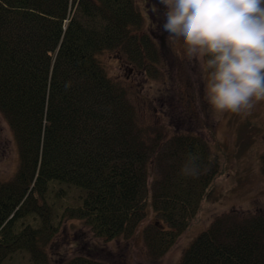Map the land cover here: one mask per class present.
Returning a JSON list of instances; mask_svg holds the SVG:
<instances>
[{"label":"trees","instance_id":"obj_1","mask_svg":"<svg viewBox=\"0 0 264 264\" xmlns=\"http://www.w3.org/2000/svg\"><path fill=\"white\" fill-rule=\"evenodd\" d=\"M143 26L134 0H0V114L18 150L0 182V264H111L94 246L130 238L149 209L167 226L144 235L161 256L199 212L217 156L195 134L141 122L130 74L111 78L99 60L113 52L151 74ZM68 221L82 244L54 252ZM179 264H264V216L217 217Z\"/></svg>","mask_w":264,"mask_h":264},{"label":"rangeland","instance_id":"obj_2","mask_svg":"<svg viewBox=\"0 0 264 264\" xmlns=\"http://www.w3.org/2000/svg\"><path fill=\"white\" fill-rule=\"evenodd\" d=\"M134 2L144 18L143 30L157 47L158 59L151 67V74L138 73L113 52L100 54L101 64L111 78L122 79L130 74L128 85L134 89L131 93L141 122L157 130L164 126L162 134L168 130L167 134L181 131L197 135L217 156L221 173L213 181L195 218L165 254L156 256L145 242L146 230L167 227L151 209L130 238L99 242L94 248L111 264H179L190 243L217 217L264 216V100L257 102L248 115L225 112L214 118L206 99L207 75L203 62L189 61L184 56L182 44L173 45L168 41L167 33L162 31L165 9L159 0ZM17 164L16 143L0 114V182L12 177ZM77 241L79 245L83 241L79 225L68 221L61 228L52 250L72 252ZM25 261L17 256L11 264H24Z\"/></svg>","mask_w":264,"mask_h":264},{"label":"clouds","instance_id":"obj_3","mask_svg":"<svg viewBox=\"0 0 264 264\" xmlns=\"http://www.w3.org/2000/svg\"><path fill=\"white\" fill-rule=\"evenodd\" d=\"M162 31L203 62L214 118L248 115L264 100V0H159Z\"/></svg>","mask_w":264,"mask_h":264}]
</instances>
